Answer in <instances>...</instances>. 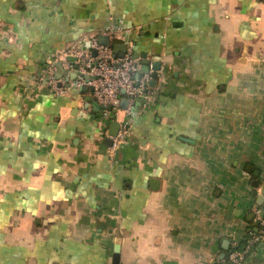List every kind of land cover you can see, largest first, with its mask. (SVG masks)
Listing matches in <instances>:
<instances>
[{
    "label": "crops",
    "instance_id": "1",
    "mask_svg": "<svg viewBox=\"0 0 264 264\" xmlns=\"http://www.w3.org/2000/svg\"><path fill=\"white\" fill-rule=\"evenodd\" d=\"M111 28L161 62L154 98L104 117L72 56L41 91L49 56ZM263 188L264 0H0V264H112L117 242L121 264H211Z\"/></svg>",
    "mask_w": 264,
    "mask_h": 264
},
{
    "label": "built area",
    "instance_id": "2",
    "mask_svg": "<svg viewBox=\"0 0 264 264\" xmlns=\"http://www.w3.org/2000/svg\"><path fill=\"white\" fill-rule=\"evenodd\" d=\"M132 31V28L119 30L111 28L88 38L83 37L69 50L49 56L37 77L38 87L48 88L57 95L64 94V81L57 77L55 72L63 56H72L75 61L64 62V67L66 69L77 67L80 74L89 77L87 82H80L78 85L91 86L93 89L92 98L102 106L104 117L116 118V114L122 110L124 98L128 99L130 105L141 99L151 100L156 94L155 89L151 90L149 85L152 80L153 63L150 64V71L140 77L141 61L133 54L132 41L123 34ZM104 36L110 40L123 39L127 44L124 55L118 57L112 46L103 44L100 38ZM128 133L129 121L126 119L119 133L111 137L113 149L123 142ZM260 214L261 209L257 211L258 230L251 233L246 244L241 247L238 243L233 244L236 248L232 249L224 258H218L216 264L244 263L253 250V246L264 239V215L261 217Z\"/></svg>",
    "mask_w": 264,
    "mask_h": 264
},
{
    "label": "water",
    "instance_id": "3",
    "mask_svg": "<svg viewBox=\"0 0 264 264\" xmlns=\"http://www.w3.org/2000/svg\"><path fill=\"white\" fill-rule=\"evenodd\" d=\"M101 42L103 44H105V45H109L111 41H110V38H101ZM114 50L116 52L119 51V50L125 51L126 50V46L124 44H116V45H114ZM93 53L95 54V51ZM152 69H153V71H152V80L149 82V84H150V86L155 87L156 83H157L158 72L161 69V62H159V60H156L153 63ZM164 69L167 70V68H164ZM149 71H150L149 61L145 60L144 61V67L142 68V72L140 73L139 76L142 77L144 75V73H147ZM127 104H128V99L124 98L122 100V107L126 108ZM119 128H120L119 122H117V121L112 122L111 128H110V132H109L110 136L105 140V143L107 145H112L113 144V140H112L111 137L117 135V133L119 131ZM258 174H259V172H256V175H258ZM257 183H258L257 181L254 182L255 185H257ZM262 192H263V195H261L260 199H259V203L260 204L264 203V188H263ZM263 215H264V208L261 209L260 216L262 217ZM224 257H225V254L221 255V258H224ZM112 264H121V244L119 242H117L115 244V247H114ZM211 264H216V261H213Z\"/></svg>",
    "mask_w": 264,
    "mask_h": 264
},
{
    "label": "trees",
    "instance_id": "4",
    "mask_svg": "<svg viewBox=\"0 0 264 264\" xmlns=\"http://www.w3.org/2000/svg\"><path fill=\"white\" fill-rule=\"evenodd\" d=\"M40 89H41V91H44V92H48V91H49L48 88H40ZM260 228H261V227H260ZM252 231H253V232H256V231H254V228H253ZM244 242H245V241H243L241 244L243 245ZM242 245H241V246H242ZM241 246H239V247H241ZM222 248H223L222 252L229 253L232 249H234V248H236V247H234V245H232L231 241L228 240V246H227V247H222ZM222 252H221V253H222Z\"/></svg>",
    "mask_w": 264,
    "mask_h": 264
}]
</instances>
